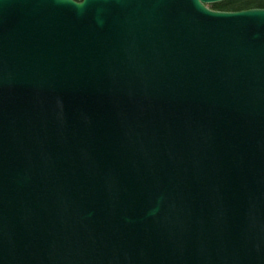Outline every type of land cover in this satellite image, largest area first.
<instances>
[{
    "label": "water",
    "instance_id": "obj_1",
    "mask_svg": "<svg viewBox=\"0 0 264 264\" xmlns=\"http://www.w3.org/2000/svg\"><path fill=\"white\" fill-rule=\"evenodd\" d=\"M0 0V264H264V8Z\"/></svg>",
    "mask_w": 264,
    "mask_h": 264
},
{
    "label": "trees",
    "instance_id": "obj_2",
    "mask_svg": "<svg viewBox=\"0 0 264 264\" xmlns=\"http://www.w3.org/2000/svg\"><path fill=\"white\" fill-rule=\"evenodd\" d=\"M218 11H239L249 8H264V0H226L209 6Z\"/></svg>",
    "mask_w": 264,
    "mask_h": 264
},
{
    "label": "flooded vegetation",
    "instance_id": "obj_3",
    "mask_svg": "<svg viewBox=\"0 0 264 264\" xmlns=\"http://www.w3.org/2000/svg\"><path fill=\"white\" fill-rule=\"evenodd\" d=\"M74 1H77V2H79V1H81V0H74Z\"/></svg>",
    "mask_w": 264,
    "mask_h": 264
},
{
    "label": "rangeland",
    "instance_id": "obj_4",
    "mask_svg": "<svg viewBox=\"0 0 264 264\" xmlns=\"http://www.w3.org/2000/svg\"><path fill=\"white\" fill-rule=\"evenodd\" d=\"M208 6H210V5H208Z\"/></svg>",
    "mask_w": 264,
    "mask_h": 264
}]
</instances>
